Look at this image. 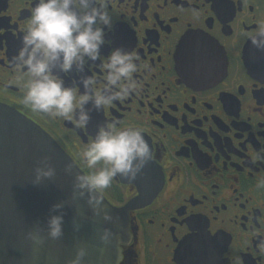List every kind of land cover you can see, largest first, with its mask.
<instances>
[{"label":"flooded vegetation","instance_id":"1","mask_svg":"<svg viewBox=\"0 0 264 264\" xmlns=\"http://www.w3.org/2000/svg\"><path fill=\"white\" fill-rule=\"evenodd\" d=\"M33 4L0 0V103L84 173L79 153L99 126L142 128L150 145L136 180L117 175L100 190L124 212L116 262L264 264V49L247 36L264 23V0H109L102 59L85 73L101 77L103 58L121 47L138 57V88L92 108L83 127L21 103L26 70L13 57Z\"/></svg>","mask_w":264,"mask_h":264},{"label":"clouds","instance_id":"2","mask_svg":"<svg viewBox=\"0 0 264 264\" xmlns=\"http://www.w3.org/2000/svg\"><path fill=\"white\" fill-rule=\"evenodd\" d=\"M112 25L109 0H34L22 35V46L13 57L17 66L26 70L21 103L33 112L74 120L83 127L91 119L92 108L99 111L136 91L138 82L134 74L139 71L138 57L121 47L111 49L103 58L101 77L85 73L89 62L102 59L106 29ZM247 36L258 48L264 49V23L258 24ZM66 76H71V84L65 82ZM100 79L103 80L102 87ZM89 102L91 106L86 107ZM261 155L257 153L258 158ZM79 156L87 173L74 171L70 161L65 164V172L74 175L72 200L85 199L94 216L102 215L105 221L114 222L112 215L104 209L100 190L107 189L117 175L136 180L151 159L150 145L142 128L99 126ZM47 159L45 157L36 166L33 183L56 174ZM257 187H264V178L258 181ZM63 207V201L52 205L53 214L47 219V237L37 225L25 233V238L36 245L44 244L49 237L60 239L63 236ZM75 230H79V225H75ZM114 235L109 227L98 229L101 256L105 251L103 246L111 244ZM87 255V246L81 245L68 264H82Z\"/></svg>","mask_w":264,"mask_h":264},{"label":"water","instance_id":"3","mask_svg":"<svg viewBox=\"0 0 264 264\" xmlns=\"http://www.w3.org/2000/svg\"><path fill=\"white\" fill-rule=\"evenodd\" d=\"M45 157L56 174L33 183L34 170ZM69 161L74 171H80L36 123L0 103V264H68L81 245L88 248L82 264H116L124 212L100 194L104 209L113 217L114 222H109L102 215L94 216L85 199L73 201L74 175L65 172ZM61 201L63 236L58 240L46 238L42 245L26 239L25 233L37 225L47 237L52 205ZM75 225H79L78 231ZM104 227L111 228L115 235L111 244L103 246L101 256L98 229Z\"/></svg>","mask_w":264,"mask_h":264}]
</instances>
